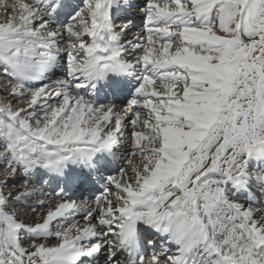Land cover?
Segmentation results:
<instances>
[{"label":"snow or ice","instance_id":"1","mask_svg":"<svg viewBox=\"0 0 264 264\" xmlns=\"http://www.w3.org/2000/svg\"><path fill=\"white\" fill-rule=\"evenodd\" d=\"M0 78V264H264V0H0Z\"/></svg>","mask_w":264,"mask_h":264},{"label":"bare ground","instance_id":"2","mask_svg":"<svg viewBox=\"0 0 264 264\" xmlns=\"http://www.w3.org/2000/svg\"><path fill=\"white\" fill-rule=\"evenodd\" d=\"M132 1L135 2V3H137V5L139 7H143L144 6V0H132ZM114 11H116L117 14L118 13H121L122 14L120 16V18H124L125 17L124 14L126 12H128V11H131L132 14H135L132 17L128 18L126 21L123 20L122 22H127L128 20H131L133 24H139L141 22V17L133 9H126L124 12H120L118 9L117 10H114ZM61 12H63V11H61ZM65 15H66L65 12H63L62 14H59V16L57 17V19L58 20H61V21H66L67 18H66ZM133 86L135 88V86H136L135 83H131L130 84V88L133 87ZM98 99L102 103L108 102V101H106V99L103 96L98 97ZM115 103L116 104H122L123 102L122 101H118V102H115ZM121 161H122V159L114 162L112 165L117 166V165L120 164ZM255 162L258 164V166H260L261 164H262V166H264V161H258V160L255 159ZM105 175H116V174L114 173V171L111 170V173H110V171H108V172L105 173ZM102 183H103V181L101 180L99 183H96L91 190H86L85 192L86 193H89L90 191H92L95 194H98V192L102 190V188H101ZM54 189H55V184L53 183L50 187L46 188L45 191L47 193H53L54 194ZM79 191H82V190L70 191L69 192V197L71 199H74L75 197L78 196ZM232 193H233L232 187L231 188L227 187L226 188V194L229 195V196H231ZM236 195H237V198L239 200H240V198L247 199V198H249L251 196V197L254 198V201H255L257 207H264V193H261L259 187L257 185H255V184H249L246 190H240L238 193H236ZM29 214H30V212H29Z\"/></svg>","mask_w":264,"mask_h":264},{"label":"rangeland","instance_id":"3","mask_svg":"<svg viewBox=\"0 0 264 264\" xmlns=\"http://www.w3.org/2000/svg\"><path fill=\"white\" fill-rule=\"evenodd\" d=\"M60 14H62L61 12H60ZM66 16V18H67V15H65ZM0 79H2V78H0ZM3 101V102H2ZM4 102H6L2 97H0V104H2V103H4ZM127 102V101H126ZM125 102V103H126ZM126 166V164H125V160L122 158V161L120 162V164L119 165H117V166H111V168L109 169V171H110V173H111V170L112 171H114V173L117 175V174H119V170L121 169V168H123V167H125ZM260 167H263L262 166V164L260 165V166H258V164L255 162V159H252L250 162H249V171H251V170H253V169H257V168H260ZM227 187H229V188H231V184H230V182H229V185L227 186ZM87 194L88 193H86L84 190H82V191H80L79 192V194H78V196L77 197H75L74 198V200H77V201H79L82 197H87ZM246 199L245 198H240V201H242V202H244Z\"/></svg>","mask_w":264,"mask_h":264}]
</instances>
